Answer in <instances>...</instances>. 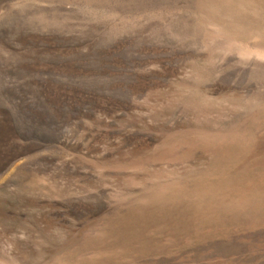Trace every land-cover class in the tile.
<instances>
[{
	"label": "rangeland",
	"instance_id": "374dc122",
	"mask_svg": "<svg viewBox=\"0 0 264 264\" xmlns=\"http://www.w3.org/2000/svg\"><path fill=\"white\" fill-rule=\"evenodd\" d=\"M0 264H264V0H0Z\"/></svg>",
	"mask_w": 264,
	"mask_h": 264
}]
</instances>
